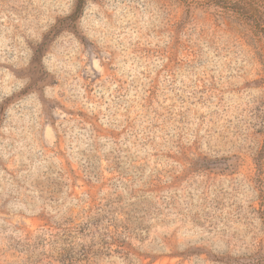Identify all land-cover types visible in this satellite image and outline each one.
<instances>
[{
  "label": "rangeland",
  "instance_id": "obj_1",
  "mask_svg": "<svg viewBox=\"0 0 264 264\" xmlns=\"http://www.w3.org/2000/svg\"><path fill=\"white\" fill-rule=\"evenodd\" d=\"M0 0V264H264V35L180 0Z\"/></svg>",
  "mask_w": 264,
  "mask_h": 264
},
{
  "label": "trees",
  "instance_id": "obj_2",
  "mask_svg": "<svg viewBox=\"0 0 264 264\" xmlns=\"http://www.w3.org/2000/svg\"><path fill=\"white\" fill-rule=\"evenodd\" d=\"M188 7L200 5L202 7L230 12L252 25L264 35V0H180ZM84 0H80L74 16L80 12ZM257 165L256 179L262 182L264 173V146L255 157Z\"/></svg>",
  "mask_w": 264,
  "mask_h": 264
}]
</instances>
